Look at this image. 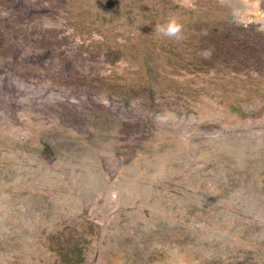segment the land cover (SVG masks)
<instances>
[{
	"label": "rangeland",
	"instance_id": "rangeland-1",
	"mask_svg": "<svg viewBox=\"0 0 264 264\" xmlns=\"http://www.w3.org/2000/svg\"><path fill=\"white\" fill-rule=\"evenodd\" d=\"M0 264H264V0H0Z\"/></svg>",
	"mask_w": 264,
	"mask_h": 264
},
{
	"label": "clouds",
	"instance_id": "clouds-1",
	"mask_svg": "<svg viewBox=\"0 0 264 264\" xmlns=\"http://www.w3.org/2000/svg\"><path fill=\"white\" fill-rule=\"evenodd\" d=\"M156 31L162 36L173 38L175 40L182 39V25L176 19H169L166 24L158 25ZM202 58L207 59L211 56V49L204 50L201 53Z\"/></svg>",
	"mask_w": 264,
	"mask_h": 264
}]
</instances>
